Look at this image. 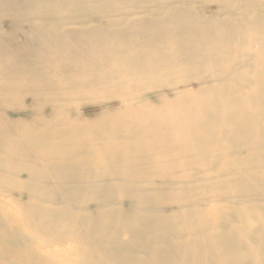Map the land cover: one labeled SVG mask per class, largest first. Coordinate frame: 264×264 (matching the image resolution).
Segmentation results:
<instances>
[{"label":"bare ground","instance_id":"1","mask_svg":"<svg viewBox=\"0 0 264 264\" xmlns=\"http://www.w3.org/2000/svg\"><path fill=\"white\" fill-rule=\"evenodd\" d=\"M0 264H264V0H0Z\"/></svg>","mask_w":264,"mask_h":264}]
</instances>
